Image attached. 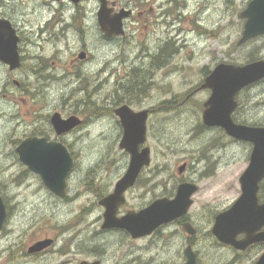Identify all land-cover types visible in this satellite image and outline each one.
Here are the masks:
<instances>
[{"label": "rangeland", "instance_id": "rangeland-1", "mask_svg": "<svg viewBox=\"0 0 264 264\" xmlns=\"http://www.w3.org/2000/svg\"><path fill=\"white\" fill-rule=\"evenodd\" d=\"M250 1L174 0V4L161 7L159 5L167 0L156 1L153 14L145 17L156 21L157 25L148 26V30L155 29L153 34L157 40L170 38L175 46L174 57L169 62L171 69L155 75V81L158 82L147 93V107L156 106L168 98L181 101L200 84L202 74L199 72L203 67L212 70L220 63L242 66L250 63L251 56L264 60V35L241 46L237 45L245 23L240 14ZM86 11L94 25L96 4L89 5ZM132 27L137 28L136 25ZM91 34L87 38L89 48L97 50L98 58L104 60L109 53L100 43L98 30H92ZM137 34L136 30L129 31L133 48L136 46ZM154 35H151L152 39ZM150 45L153 46V41ZM146 63L148 66L150 61ZM60 77L64 79L59 86L56 84L58 81L46 84L44 88L39 86V94L36 100H32L28 83L36 82L33 75L0 70V196L7 211V219L0 230V264H31L25 252L33 232L37 239L60 236L65 227L67 232L59 238L58 248L66 246L64 239L77 233H80L81 246L88 249L92 244H101L99 246L112 247L113 250L117 244L126 243L125 238L120 239V234L91 240L103 222L104 208L99 205V201L113 192L115 184L126 173L130 160L129 155L119 148L123 129L106 109L110 108L107 102L111 92L105 80L106 73H63ZM14 82H22V87H16ZM37 84L34 87H38ZM47 87L48 94L44 92ZM206 97L207 93L202 90L193 95V100L202 101ZM58 98L64 103L63 111L66 114H72L77 104L78 114L90 120L87 128L83 127L66 141L74 165L66 178L64 199L52 194L38 175L28 171L15 151L29 135L34 115L45 117L47 113L51 114L58 106ZM82 101L92 102L94 107L105 111L101 110L92 117L93 109L96 108L83 109ZM189 105H177L171 114L159 113L161 116L152 119L158 121L160 134L157 132L153 137L152 132L146 143L152 152L150 169L139 175L135 185L124 194L125 204L119 208L118 214L140 211L163 193L161 189L165 188L169 196L173 194V187L176 188L181 180L189 178L199 186V192L192 197L193 205L188 214L201 218L202 226L210 217L221 215L223 210L228 207L229 210L237 201L240 193L239 177L247 165L248 148L237 144L225 147V143L222 145L223 138L220 141L222 146H212L215 140L221 139V133L216 130L204 135L202 140L191 139L190 132L198 123V118L194 113L196 109ZM178 140L183 146L186 143L184 149L179 150L175 145ZM197 153L204 162L191 167ZM183 162H188L190 169L188 174L180 175L178 168ZM150 177L152 179L147 181ZM164 178L170 180L163 185H154ZM182 242L181 234H178V237L167 240L165 244H154V239H146L130 245L141 247L145 254L143 263L157 264L169 260L174 250L180 251ZM70 248L75 250V245ZM59 258L56 255L55 260ZM62 258L71 259L68 256ZM45 260L54 259L50 255Z\"/></svg>", "mask_w": 264, "mask_h": 264}, {"label": "flooded vegetation", "instance_id": "flooded-vegetation-1", "mask_svg": "<svg viewBox=\"0 0 264 264\" xmlns=\"http://www.w3.org/2000/svg\"><path fill=\"white\" fill-rule=\"evenodd\" d=\"M156 1L157 0H0V52L5 50L6 56H14L15 54L17 57V65L14 69H11L9 62L0 59V70L7 71L11 74L33 75L36 82L28 83V86H31L29 94L32 100H36L35 97L39 94V86L44 88L46 84H51L54 80L58 81L56 84L59 86L63 79L60 75L63 73L75 75L87 74L89 71L95 72L96 74L106 73L105 80L111 87L107 102L110 108L106 109H109V113L112 114L114 120L118 122V126L120 125L121 127L120 120L114 112L122 106L129 107L134 113L143 111H147L148 113L145 124L146 142L140 149L145 147L149 148L146 143L152 132L153 137H155V133L157 132L160 134V130L156 123L158 121H152L154 117L157 118L161 116L159 113L171 114L177 105L182 106L190 103L189 106L196 109L194 113L197 115L196 118H198V123L190 132L192 136L191 139L198 141L202 140L201 138H203L204 135L207 133L209 134L210 131L215 132L216 130L221 133V139L215 140L212 146H222L225 143V147L236 144L238 146L243 145L247 147L246 170L250 165L254 144L234 139L227 135L222 128H209L203 123L202 117L206 109L205 103L209 100L212 91L209 89H201V87L217 65L212 70L203 67L199 72L202 74V79L199 81L200 84H197L195 89H191L188 95L181 101L177 98H168L162 102L159 101L160 103L156 106L147 107L146 101L149 100L147 93H149V90L154 89L158 82L155 81V75L156 73L159 74L162 70L171 69L169 62L174 57L173 48L175 46L170 38L157 40V37L153 34L155 29L148 30V26L157 25L156 21H150L148 17H145L147 14H153V5L156 4ZM92 3L96 4L94 25L91 23L92 17L90 18L89 13L86 11V8ZM102 4H104L108 10V16L110 18L123 15V35L106 37L102 33L97 16ZM167 4H174V0H167L166 3H161L159 7ZM140 9L141 11H137ZM147 10L151 12H147ZM171 12H173L172 9ZM168 15L171 16L170 13ZM133 25H136L137 28L132 27ZM94 29L98 30L100 43L104 46L107 53H109L104 60L98 58L96 54L97 50H90L89 48V41L87 38L92 35L91 33ZM131 29L138 31L135 37L136 46L134 48L132 47L133 41L129 35ZM151 35H154L153 39ZM151 41H153V46L150 45ZM137 49L140 50L136 51ZM148 61H150V64L146 66L145 63ZM159 65L161 66L159 67ZM155 67L157 68L155 69ZM125 74H127V77ZM117 77L118 79H116ZM36 83H38V87H34ZM14 84L16 87H22V82H14ZM260 86H264V79L243 88L236 94L235 101L237 105L231 114V119L234 124L246 127L264 128V87L261 88ZM48 90L49 87H47L44 92L48 94ZM202 90L207 93L206 99H202V101L193 100V95ZM57 104V108L54 109L51 114L47 113L45 117H38L37 114L34 115L35 117L29 126L30 133L27 138H45L47 142L60 143L68 150L67 138L76 134L78 130L80 131L83 127L87 128L90 125V120L78 114L77 108L79 107L77 104L74 105L72 114H66L63 111L64 103H61L59 98L57 99ZM181 111L184 112V110ZM97 112H99L98 108L93 110L94 115H96ZM54 114H59L62 119L76 116L82 123L67 134L57 136L51 124V117ZM91 116L93 117V115ZM92 117L90 118L92 119ZM258 120L259 122H257ZM222 138L224 141L221 145L220 141ZM175 145L179 147V150L186 147V143L183 146L180 140H178ZM149 150L151 158L152 152L150 148ZM201 162H204V160L199 153H197L191 167L195 163ZM150 165L143 168L140 175L147 169H150ZM181 167L183 171L180 173L179 168ZM179 168L178 174L184 175L188 174L190 166L188 162H183ZM208 168L211 167L208 166ZM243 173L239 177L240 193L236 200L240 198L242 193L240 178ZM151 179L152 177L146 180L148 181ZM167 180L164 178L160 183L156 181L154 185H163ZM186 183L194 185L197 188V191L192 197L199 192V186L194 180L190 178L187 180L183 179L176 185V188L173 187V194L167 196L166 189L163 188L161 189L163 193L157 196L155 200L164 198L172 200V197L177 193L178 187ZM257 199L259 204L264 203V177L258 183ZM154 201L142 207L141 210L147 208ZM228 208L222 212H227ZM129 212L134 211H126V214ZM188 212L180 218L156 228L150 235L138 239L132 238L131 235L123 229H103L101 225L100 230L94 233V239L92 238L91 240H97L99 237L105 238V236L114 237L115 234H120V239L125 238L126 240V243L117 244L113 250L112 247L99 246L101 244H92V247L89 249L87 247H82V241L79 237L80 233L64 239V243L67 245L58 248L59 238L67 232L65 227L62 228L63 233L60 236L37 239L35 232H33L32 240L26 248L25 255L31 260V264H148L142 262L145 260V254L141 247H133L130 245L131 243L146 239H154V244L157 242L165 244L167 240L176 238L178 234H181L183 242L180 251L174 250L173 256L169 258V260L158 262L157 264H186L188 261L187 253L194 256L195 264H258L264 256V241H262L264 236H261L264 234V225L259 229L255 228L253 232H248L247 228H243L242 231L233 234L228 233L229 236L227 237L232 238V242L237 245V247H235L232 244L221 242L213 234L216 218L218 216L214 215L215 217H210V220L202 226L200 224L201 218L191 217ZM125 215H120L117 211V218L124 217ZM256 239L261 240L256 242ZM44 240L52 241L51 245L39 252L33 254L28 253L27 250L29 247ZM78 244L79 246L76 248ZM72 245H75V250H71L70 247ZM175 252L177 254H175ZM50 255L54 260H45V258ZM56 255L60 257L57 260H55ZM65 256L71 259L62 258Z\"/></svg>", "mask_w": 264, "mask_h": 264}, {"label": "water", "instance_id": "water-1", "mask_svg": "<svg viewBox=\"0 0 264 264\" xmlns=\"http://www.w3.org/2000/svg\"><path fill=\"white\" fill-rule=\"evenodd\" d=\"M102 33L106 37L123 35V15L113 18L108 16V10L102 4L98 14ZM245 20L243 32L237 45L241 46L249 40L264 35V0H252L240 14ZM0 59L9 62L11 69L17 65L14 54L0 52ZM264 79V60L244 66L219 64L206 78L201 89H209L212 94L205 103L203 123L206 127L222 128L230 137L251 142L254 151L250 165L240 178L241 196L233 206L216 218L213 234L224 243L237 245L229 238V234L242 231H255L264 225V203L257 199L258 183L264 177V128L236 125L231 114L236 108L235 96L243 88ZM123 129L119 148L129 155V165L124 176L115 184L113 192L99 201L104 208L103 229H123L132 238L138 239L150 235L156 228L185 215L192 206V195L197 188L191 184H182L172 200L158 199L147 208L135 213L129 212L124 217L117 218L118 209L124 205V194L132 188L143 168L150 165V150L145 147L147 111L134 113L129 107L122 106L115 110ZM82 121L71 116L62 119L59 114L51 117V124L57 136H61L80 126ZM20 162L33 174L40 177L43 185L56 197L66 196V178L73 167V159L67 148L60 143L47 142L45 138H26L16 148ZM183 168H179L181 173ZM7 219V211L0 196V230ZM229 233V234H228ZM261 236H264L262 234ZM261 239H256L259 241ZM264 241V238H262ZM50 240H44L29 247L28 253L39 252L51 245ZM186 264H195L194 256L188 254ZM258 264H264V256Z\"/></svg>", "mask_w": 264, "mask_h": 264}, {"label": "bare ground", "instance_id": "bare-ground-1", "mask_svg": "<svg viewBox=\"0 0 264 264\" xmlns=\"http://www.w3.org/2000/svg\"><path fill=\"white\" fill-rule=\"evenodd\" d=\"M163 14H164V13H163ZM164 15H166V14H164ZM202 34H203V33H202ZM201 37H202V36H201ZM205 37H206V36H205ZM170 46H171V45H170ZM164 47H165V46H164ZM156 54H157V53H156ZM167 56H168V55H167ZM38 59H39V58H38ZM144 60H145V59H144ZM115 62H116V61H115ZM163 63H164V62H163ZM146 64H147V63H146ZM160 66H161V65H159V67H160ZM112 67H113V65H112ZM138 67H139V66H138ZM138 67H137V68H138ZM140 68H141V67H140ZM156 68H157V67H155V69H156ZM122 69H123V68H122ZM158 69H159V68H158ZM119 71H120V70H119ZM133 71H134V70H133ZM136 71H137V70H136ZM136 71H135V72H136ZM122 72H123V71H122ZM135 72H134V73H135ZM123 73H124V72H123ZM132 73H133V72H132ZM115 74H116V73H115ZM119 75H120V74H119ZM125 75H126V77H127V74H125ZM114 76H116V75H114ZM117 76H118V74H117ZM112 78H114V77H112ZM119 78H120V77H119ZM63 79H64V78H63ZM63 79H62V80H63ZM65 79H66V78H65ZM116 79H118V77H117ZM79 80H80V79H79ZM124 80H125V79H124ZM54 81H55V80H54ZM114 81H115V80H114ZM69 83H70V82H69ZM69 83H68V84H69ZM115 83H116V82H115ZM119 83H121V82H119ZM123 84H124V83H123ZM71 89H73V88H71ZM71 89H70V90H71ZM4 99H5V98H4ZM167 102H168V101H167ZM169 102H170V101H169ZM171 102H172V101H171ZM169 104H173V103H169ZM162 105H163V104H162ZM165 108H166V106H165ZM167 108H168V105H167ZM169 108H170V107H169ZM101 110H103V109H101ZM168 110H169V109H168ZM99 111H100V109H99ZM104 111H105V110H103V112H104ZM100 112H102V111H100ZM97 113H99V112H97ZM149 114H152V113H149ZM91 115L94 116V113L91 114ZM97 115H98V114H97ZM97 115H96V116H97ZM13 118H14V117H13ZM18 128H19V127H18ZM18 128H17V129H18ZM78 131H79V130H78ZM18 143H19V142H18ZM17 145H18V144H17ZM72 168H73V167H72ZM71 170H72V169H71ZM90 182H91V181H90ZM94 183H95V182H94ZM93 186H94V185H93ZM96 186H98V185H96ZM94 187H95V186H94ZM27 251H28V250H27Z\"/></svg>", "mask_w": 264, "mask_h": 264}, {"label": "trees", "instance_id": "trees-1", "mask_svg": "<svg viewBox=\"0 0 264 264\" xmlns=\"http://www.w3.org/2000/svg\"><path fill=\"white\" fill-rule=\"evenodd\" d=\"M250 62L251 61H255V60H257L255 57H253V56H251L250 58ZM81 106L83 107V109H87V110H90V109H92V108H96V107H94V104H92V102H90V103H87L86 101H82V104H81ZM94 110V109H93ZM109 111V110H108Z\"/></svg>", "mask_w": 264, "mask_h": 264}]
</instances>
